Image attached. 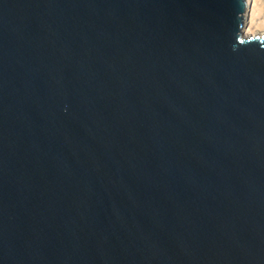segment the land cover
I'll return each instance as SVG.
<instances>
[{"label": "water", "instance_id": "95a60500", "mask_svg": "<svg viewBox=\"0 0 264 264\" xmlns=\"http://www.w3.org/2000/svg\"><path fill=\"white\" fill-rule=\"evenodd\" d=\"M246 11L0 0V264H264Z\"/></svg>", "mask_w": 264, "mask_h": 264}, {"label": "bare ground", "instance_id": "6f19581e", "mask_svg": "<svg viewBox=\"0 0 264 264\" xmlns=\"http://www.w3.org/2000/svg\"><path fill=\"white\" fill-rule=\"evenodd\" d=\"M264 29V0H247L245 30L248 35Z\"/></svg>", "mask_w": 264, "mask_h": 264}]
</instances>
